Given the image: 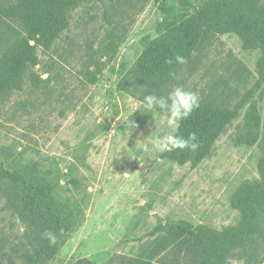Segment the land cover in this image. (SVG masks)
Masks as SVG:
<instances>
[{
  "label": "rangeland",
  "instance_id": "obj_1",
  "mask_svg": "<svg viewBox=\"0 0 264 264\" xmlns=\"http://www.w3.org/2000/svg\"><path fill=\"white\" fill-rule=\"evenodd\" d=\"M161 1H84L72 12L69 29L51 48L38 51L34 71L49 81L34 85L29 80L0 99V161L48 177L56 198L74 212L61 231L50 221L26 222L11 208L1 186L0 264H130L157 247L162 250L156 261L161 262L166 255L162 225L169 221L218 230L239 222L241 214L231 197L242 183L260 179L259 144L235 142L245 109L209 156L196 165L179 163L152 143L156 137L176 135L179 125L173 131L165 113L146 109L142 97L118 87L124 71L136 68L148 44L163 35ZM192 1L199 5L202 0ZM16 27V20L3 19L0 41ZM113 31L124 40L115 54L102 58L105 68L91 83L89 57ZM189 38L182 34L169 51L151 48L142 68L149 81L162 63L169 67L175 62ZM261 54L245 49L235 32L217 34L197 57L196 67L188 68L169 92L180 87L200 100L209 88L227 82L238 91L234 99H240L257 83ZM263 95L264 83L254 94L264 114ZM261 218L264 222V214ZM45 232L55 235V244ZM261 235L259 252L252 245L237 247L228 264L263 260Z\"/></svg>",
  "mask_w": 264,
  "mask_h": 264
},
{
  "label": "trees",
  "instance_id": "obj_2",
  "mask_svg": "<svg viewBox=\"0 0 264 264\" xmlns=\"http://www.w3.org/2000/svg\"><path fill=\"white\" fill-rule=\"evenodd\" d=\"M86 0H0V22L14 19L17 27L0 41V99L24 88L29 80L36 85L43 80L35 73L39 64L40 48H51L64 31L69 29L72 12ZM163 35L147 46L145 57L151 58L152 47L169 51L171 44L182 34H190L181 55L186 62L175 60L171 66L162 63L154 79L149 81L142 68L145 57L136 68L125 70L119 80L120 90L139 95L144 101L147 95L167 97L174 82L182 80L185 72L194 69L197 57L213 42L214 36L235 32L247 50H261L258 62L259 78L240 99L236 88L217 84L198 100L197 107L187 119H182L175 136L188 139L195 133L196 150L173 148L163 156L179 163L198 164L212 152L216 140L228 129L245 109L243 122L238 126L235 142L239 145L259 144L260 179L242 183L231 197L232 206L240 211L236 225L221 230L207 225H194L188 221H169L162 225L166 255L158 247L148 255L130 264H228L237 247L261 248L264 235V114L257 99L256 88L264 83V2L260 0H202L195 5L192 0H162ZM102 47L93 49L88 66V79L96 83L105 68L102 58L115 54L124 40L122 33H111ZM159 45V46H158ZM195 52V56L193 54ZM186 68V69H185ZM185 69V70H184ZM264 99V95H263ZM264 108V105H263ZM7 154H9L7 152ZM6 188L9 205L26 222L50 221L58 231L72 222L74 212L54 194L48 177L34 168H8L0 161V187ZM158 230H156L157 232ZM261 235V236H262ZM264 249V247H263ZM247 251V250H246ZM257 258V257H255ZM263 260L259 261L261 264Z\"/></svg>",
  "mask_w": 264,
  "mask_h": 264
},
{
  "label": "clouds",
  "instance_id": "obj_3",
  "mask_svg": "<svg viewBox=\"0 0 264 264\" xmlns=\"http://www.w3.org/2000/svg\"><path fill=\"white\" fill-rule=\"evenodd\" d=\"M176 60L178 63L183 64L186 62L182 56H177ZM144 106L148 110L159 109L161 112L167 115V122L173 128V131L179 125L182 119H187L192 112L199 107L197 97L191 93L184 91L182 88L177 87L168 93L167 97L147 95L144 97ZM132 127L135 126L134 122H131ZM195 133H191L188 139L177 137L173 134H167L165 136L156 137L152 143L157 151L163 152L173 148H190L196 150L198 144ZM43 236L48 239L51 244H55L56 237L51 232L43 233Z\"/></svg>",
  "mask_w": 264,
  "mask_h": 264
}]
</instances>
